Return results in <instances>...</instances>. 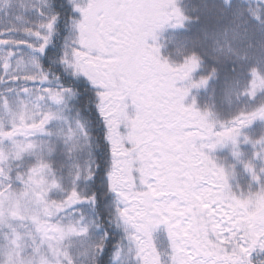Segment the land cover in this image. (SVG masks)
<instances>
[{"label": "snow or ice", "instance_id": "1", "mask_svg": "<svg viewBox=\"0 0 264 264\" xmlns=\"http://www.w3.org/2000/svg\"><path fill=\"white\" fill-rule=\"evenodd\" d=\"M0 264H264V0H0Z\"/></svg>", "mask_w": 264, "mask_h": 264}, {"label": "rangeland", "instance_id": "2", "mask_svg": "<svg viewBox=\"0 0 264 264\" xmlns=\"http://www.w3.org/2000/svg\"><path fill=\"white\" fill-rule=\"evenodd\" d=\"M241 184L246 183L248 180H250V177H247L246 175H240L236 178Z\"/></svg>", "mask_w": 264, "mask_h": 264}]
</instances>
